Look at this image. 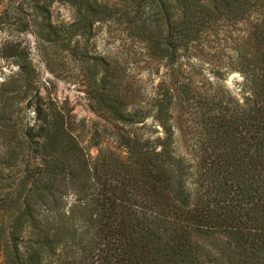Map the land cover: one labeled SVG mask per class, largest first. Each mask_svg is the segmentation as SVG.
I'll list each match as a JSON object with an SVG mask.
<instances>
[{"label": "trees", "instance_id": "trees-1", "mask_svg": "<svg viewBox=\"0 0 264 264\" xmlns=\"http://www.w3.org/2000/svg\"><path fill=\"white\" fill-rule=\"evenodd\" d=\"M54 2L74 9L71 24H52ZM251 17L233 67L242 101L220 84L211 96L193 93L177 66L182 52L219 21ZM114 18L148 44L170 81L144 105L116 72L84 66L93 106L114 128L95 127L90 144L112 136L117 150L95 157L67 109L40 95L21 44L0 47L19 67L0 83V264H264V0H8L0 31L69 50ZM177 97L201 110L195 171L175 151ZM151 114L156 138L144 133Z\"/></svg>", "mask_w": 264, "mask_h": 264}, {"label": "rangeland", "instance_id": "rangeland-1", "mask_svg": "<svg viewBox=\"0 0 264 264\" xmlns=\"http://www.w3.org/2000/svg\"><path fill=\"white\" fill-rule=\"evenodd\" d=\"M0 1H3L1 9L8 0ZM102 1L112 3V0ZM49 10L53 25L67 26L72 23L74 9L68 4L54 2ZM253 22L254 17L242 22L221 20L206 31L198 42L182 52L177 66L183 79L192 84L193 93L199 97L211 96L220 84L242 101L245 95L244 79L233 67L237 65L239 49H243L242 46L249 41ZM9 42L19 43L27 51L37 73L40 95L67 109L78 126L77 133L81 135L82 145L92 157L97 155L100 147L117 150L112 136L103 139L100 147L90 144L95 127L114 128L93 106L91 86L84 66L98 65V75L107 69L111 73L116 72L120 89L128 91V95L137 93L144 105L156 97L158 85L162 81H170L168 69L151 56L148 44L132 36L125 23L118 18L96 23L90 39L86 41L80 38L78 43L73 39L69 50L53 46L30 31H0V47ZM18 73L19 67L13 58L0 56V83ZM146 107H150V104ZM200 111L196 106L183 103L178 97L173 108L176 155L191 165L193 171L198 164L203 138ZM34 118V113L28 111L27 119L34 122ZM145 123L149 129L144 133L152 138L161 135V128L152 114Z\"/></svg>", "mask_w": 264, "mask_h": 264}]
</instances>
